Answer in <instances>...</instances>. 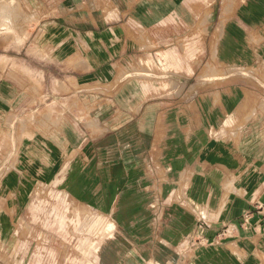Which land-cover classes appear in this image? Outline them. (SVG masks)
<instances>
[{
	"label": "crops",
	"instance_id": "obj_1",
	"mask_svg": "<svg viewBox=\"0 0 264 264\" xmlns=\"http://www.w3.org/2000/svg\"><path fill=\"white\" fill-rule=\"evenodd\" d=\"M39 9L58 67L0 70V264L39 187L110 222L92 264H264V0Z\"/></svg>",
	"mask_w": 264,
	"mask_h": 264
},
{
	"label": "rangeland",
	"instance_id": "obj_2",
	"mask_svg": "<svg viewBox=\"0 0 264 264\" xmlns=\"http://www.w3.org/2000/svg\"><path fill=\"white\" fill-rule=\"evenodd\" d=\"M60 3L61 0H0V70H56L57 63L45 61V55L33 44L34 32L43 30V21L49 18L39 7ZM34 25L38 26L36 30ZM53 31L46 26L42 40L45 33ZM206 70L208 79L221 75L215 61ZM58 216H63L64 221ZM109 223L65 197L58 198L49 188L39 187L33 193V204L15 226L13 242L9 243L13 252H5L4 260L8 264H92L97 251L91 250L90 244L107 239L104 236Z\"/></svg>",
	"mask_w": 264,
	"mask_h": 264
},
{
	"label": "built area",
	"instance_id": "obj_3",
	"mask_svg": "<svg viewBox=\"0 0 264 264\" xmlns=\"http://www.w3.org/2000/svg\"><path fill=\"white\" fill-rule=\"evenodd\" d=\"M248 220H249V219H248V216H245V218H244V222H243V226H245V225L248 223ZM231 233H232V231L230 230V228H225V229L223 230V232L220 234L218 241H215V243L218 244V243H219V240H220L221 238L227 237V236H229ZM206 243H207V242L204 241V240H198V241H197V244H199V245H205Z\"/></svg>",
	"mask_w": 264,
	"mask_h": 264
},
{
	"label": "bare ground",
	"instance_id": "obj_4",
	"mask_svg": "<svg viewBox=\"0 0 264 264\" xmlns=\"http://www.w3.org/2000/svg\"><path fill=\"white\" fill-rule=\"evenodd\" d=\"M116 225H117V224H116ZM112 229H114V228H113V225H111V226L109 227V230H108V231L110 232ZM112 231H113V230H112Z\"/></svg>",
	"mask_w": 264,
	"mask_h": 264
}]
</instances>
